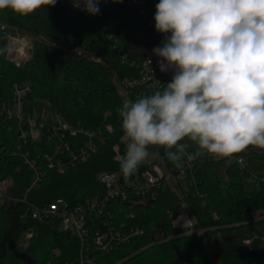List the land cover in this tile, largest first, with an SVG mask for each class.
<instances>
[{
    "label": "trees",
    "instance_id": "trees-1",
    "mask_svg": "<svg viewBox=\"0 0 264 264\" xmlns=\"http://www.w3.org/2000/svg\"><path fill=\"white\" fill-rule=\"evenodd\" d=\"M129 2L102 0L100 13L95 16L66 8L73 13L58 20L53 19L49 8L28 16L0 10V23L7 26L4 31L0 28V145L10 151L9 157L0 160V174L13 180L9 198L22 199L33 176L20 154L14 153L21 143L17 131L10 129V122L1 114L2 106L11 101L13 85L19 81L33 85L31 104L50 103L52 111L77 130V135L67 139L70 152L79 154L88 141L96 145V152L85 162H76L60 174L43 163L59 142L46 133L31 139L23 151L40 160L46 172L39 187L28 193L32 205L44 206L58 198L72 206L83 204L104 194L100 174L121 172L115 147L124 155L126 144L118 109L127 100L135 101L166 88L153 73L144 80L148 59L145 52L132 46L128 35L135 21L143 35L158 42L164 40L165 34L156 30L154 21L159 0H142L141 10L129 7ZM16 31L34 40L31 58L19 66L6 55L7 35ZM127 79L137 84L123 86ZM109 126L113 132L108 131ZM188 144L187 151L197 150L194 142ZM148 151L158 154L155 163H173L164 147L150 145ZM237 154L248 161H264V154L254 147ZM195 164L197 188L190 187L189 175L175 185L182 192L195 227L205 231L203 236H180L168 213L178 212L179 200L170 189H161L146 203L141 202V196H134L133 202L119 203L124 216L134 214L129 224L141 227L145 235L111 252H94V264H214L212 251L219 264H264V219L253 221L257 215L264 216V183L254 180L248 168L226 167L204 155ZM147 167L144 160L137 170L143 172ZM27 210L23 203L6 200L0 204V264H79L81 243L76 235L60 230L52 219L39 220ZM14 213H18L17 227L10 236ZM27 229L34 236L23 248L19 242ZM156 236L163 237L156 240ZM247 239L252 240V251L244 245Z\"/></svg>",
    "mask_w": 264,
    "mask_h": 264
},
{
    "label": "clouds",
    "instance_id": "clouds-1",
    "mask_svg": "<svg viewBox=\"0 0 264 264\" xmlns=\"http://www.w3.org/2000/svg\"><path fill=\"white\" fill-rule=\"evenodd\" d=\"M101 2L72 0L92 16ZM56 3L0 0V10L28 16ZM156 9L155 28L165 38L152 52L160 71L173 76L162 91L118 109L127 141L121 173L133 175L150 145L164 147L181 169L205 152L264 149V0H159ZM188 141L196 151H187Z\"/></svg>",
    "mask_w": 264,
    "mask_h": 264
},
{
    "label": "built area",
    "instance_id": "built-area-1",
    "mask_svg": "<svg viewBox=\"0 0 264 264\" xmlns=\"http://www.w3.org/2000/svg\"><path fill=\"white\" fill-rule=\"evenodd\" d=\"M62 8H69L75 12H83L81 9L73 7L72 0H57ZM1 31L7 29L6 25L0 23ZM33 39L28 35H22L19 32H12L7 35V59L19 66L27 62L32 55ZM81 53L79 52V55ZM145 79H149L150 73L153 78L156 76L150 60L144 64ZM136 81L125 80L123 86L134 87ZM33 91V85L28 81L16 82L11 89V101L1 108V114L10 122V129H15L18 138L21 141L15 154H20L24 164L33 173L32 184L27 194L22 198H9L8 191L13 184L10 177H4L0 174V204L6 200L12 203H23L28 207L27 211L33 212V216L39 220L52 219L58 223V228L64 232H72L81 243V253L79 264H94L93 253L96 251L111 252L117 247L127 245L134 240L145 235V231L139 226H133L134 214L130 212L124 216L125 210L119 203L132 201L134 196H141L142 203H146L148 197L156 198L161 189H170L179 200V209L177 213L168 211L171 216L172 225L175 230L182 235L203 236L204 230L195 227L194 221L188 205L184 202L180 188L175 185L177 181L183 182L187 175L190 176V187H196L198 182L195 178V160L184 161L183 167L177 168L176 164L155 163V160L145 159L149 164L143 172H136L125 177L121 172L102 173L99 179L105 188L104 194L98 198L89 199L83 204L70 205L66 199L58 198L44 206H34L28 201V193L39 187L43 181L46 172L40 160L32 158L29 152L23 151L29 145L30 140L41 138L45 133L59 143L53 154H47L43 158V163L49 169L57 170L60 174L66 173L70 166L76 162H85L92 153L96 152V145L93 141H88L86 146L80 148L79 154L70 152V146L67 139L70 135H77L66 120L60 115H56L51 108L50 103L37 101L34 104L29 102V96ZM109 132L113 128L109 126ZM93 134L89 133L92 137ZM125 144L127 141L125 139ZM258 152L264 154V149L256 148ZM116 159L120 162L125 155L120 153L118 146ZM126 153V152H125ZM10 151L0 145V160L9 157ZM207 160L222 163L226 167L237 166L241 169L248 168V159L242 155H232L229 157H216L208 153L203 154ZM251 173V172H250ZM260 176H263L259 179ZM254 180L264 183V174H251ZM186 190V188H185ZM132 209L133 205L129 206ZM264 216L257 215L253 221L263 220ZM33 231L26 230L19 245L23 248L28 246L29 240L33 238ZM163 236H156L160 240ZM244 245L253 250L252 240L247 239ZM57 255L59 253L57 252ZM74 264V263H67Z\"/></svg>",
    "mask_w": 264,
    "mask_h": 264
},
{
    "label": "rangeland",
    "instance_id": "rangeland-1",
    "mask_svg": "<svg viewBox=\"0 0 264 264\" xmlns=\"http://www.w3.org/2000/svg\"><path fill=\"white\" fill-rule=\"evenodd\" d=\"M142 0H130L128 3L129 7L136 8L137 10L142 9ZM49 11L51 16L53 17L54 20L60 19L64 14H72L69 9L59 7L57 4L54 7H49ZM129 30V38L131 39L133 43V47L136 48L138 47L139 50L146 52V48L148 46V40L151 41L152 39L143 35L141 32L137 30V27L135 24H132ZM33 39V38H32ZM34 41V40H33ZM32 56V55H31ZM122 90V88H121ZM123 92V91H122ZM158 154H155V152L151 151V154L148 156V160H157ZM247 167L251 174L256 175V174H264V161H247ZM17 218H18V213H14L11 216V228L9 229L8 234L10 236L14 235L16 232V227H17ZM213 254V263L214 264H219L218 258L215 256V252L212 251Z\"/></svg>",
    "mask_w": 264,
    "mask_h": 264
},
{
    "label": "water",
    "instance_id": "water-1",
    "mask_svg": "<svg viewBox=\"0 0 264 264\" xmlns=\"http://www.w3.org/2000/svg\"><path fill=\"white\" fill-rule=\"evenodd\" d=\"M135 26L137 27V23L134 21ZM132 26V25H131ZM132 28V27H131ZM148 46L146 48V52L144 53V56L146 59L150 60L151 63H152V66H153V69H154V73L156 75V77L161 81V82H164V83H170L171 80H172V76H173V71L172 69H169L167 72H161L160 71V68H159V65L157 63L158 60H160L161 58L160 57H157L153 54L152 50L154 47H157V46H160L162 47V43L161 42H158V41H154V40H151L149 41L148 40ZM166 63V62H165ZM253 255H257L256 253H254Z\"/></svg>",
    "mask_w": 264,
    "mask_h": 264
}]
</instances>
